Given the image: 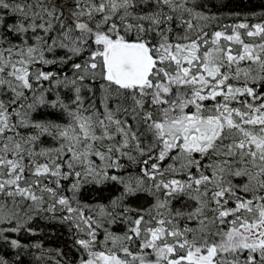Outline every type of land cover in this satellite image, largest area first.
I'll use <instances>...</instances> for the list:
<instances>
[{
    "label": "snow or ice",
    "instance_id": "6c2138e0",
    "mask_svg": "<svg viewBox=\"0 0 264 264\" xmlns=\"http://www.w3.org/2000/svg\"><path fill=\"white\" fill-rule=\"evenodd\" d=\"M0 0V264H264V0Z\"/></svg>",
    "mask_w": 264,
    "mask_h": 264
},
{
    "label": "trees",
    "instance_id": "16d2710c",
    "mask_svg": "<svg viewBox=\"0 0 264 264\" xmlns=\"http://www.w3.org/2000/svg\"><path fill=\"white\" fill-rule=\"evenodd\" d=\"M262 0H228V8L233 12L244 10H259Z\"/></svg>",
    "mask_w": 264,
    "mask_h": 264
}]
</instances>
